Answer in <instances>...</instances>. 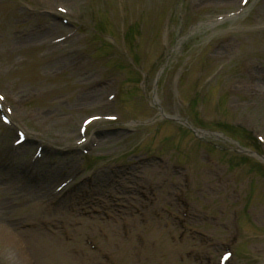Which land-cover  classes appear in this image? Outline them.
Listing matches in <instances>:
<instances>
[{"label": "rangeland", "instance_id": "obj_1", "mask_svg": "<svg viewBox=\"0 0 264 264\" xmlns=\"http://www.w3.org/2000/svg\"><path fill=\"white\" fill-rule=\"evenodd\" d=\"M88 1L0 0L5 104L19 127L79 149L44 155L40 177L95 173L73 199L45 198L19 182L34 152L20 147L0 174V264H217L223 242L231 264H264V165L248 132L264 136V0L216 24L241 0ZM58 5L82 25L60 43L69 29L45 13ZM88 116L101 120L77 145ZM185 117L206 135L173 120ZM15 139L0 121V163Z\"/></svg>", "mask_w": 264, "mask_h": 264}, {"label": "bare ground", "instance_id": "obj_2", "mask_svg": "<svg viewBox=\"0 0 264 264\" xmlns=\"http://www.w3.org/2000/svg\"><path fill=\"white\" fill-rule=\"evenodd\" d=\"M251 2V1H250ZM91 97V96H90ZM22 154H23V151H20ZM11 172H13V170H11ZM42 178H44V177H42ZM45 182H46V185H50L51 184V182H49V180H45ZM16 260V259H15Z\"/></svg>", "mask_w": 264, "mask_h": 264}]
</instances>
